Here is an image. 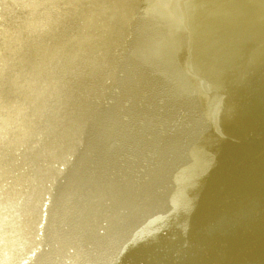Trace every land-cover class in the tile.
Listing matches in <instances>:
<instances>
[{
	"label": "bare ground",
	"instance_id": "6f19581e",
	"mask_svg": "<svg viewBox=\"0 0 264 264\" xmlns=\"http://www.w3.org/2000/svg\"><path fill=\"white\" fill-rule=\"evenodd\" d=\"M106 3L116 83L109 51L57 46L65 1L0 0V264H264V0ZM124 72L166 135L152 165L114 158L91 188L71 156L88 121L113 124L92 98Z\"/></svg>",
	"mask_w": 264,
	"mask_h": 264
},
{
	"label": "rangeland",
	"instance_id": "374dc122",
	"mask_svg": "<svg viewBox=\"0 0 264 264\" xmlns=\"http://www.w3.org/2000/svg\"><path fill=\"white\" fill-rule=\"evenodd\" d=\"M63 1H65L66 5L69 2L72 5V0H68L69 2L67 0ZM106 1L97 0L96 4L83 7L81 11L79 10L83 12L81 16H78L80 12L72 11L74 6L72 7L69 4L66 7L68 17H63L62 24L53 26L52 30L57 33L63 32L59 35L57 46L65 43L69 44V48L71 49L91 50L89 52L96 54H99L101 50L109 51L113 59L112 70H114L116 76L114 82L111 83H116L118 82L117 76L120 72L115 64L117 56L115 37L117 29L121 28L122 30V27L115 26V23L111 21L109 14V4L111 2L107 4ZM110 1L113 2V0ZM139 10H141L140 7ZM73 27L74 29L71 30ZM0 32H3L0 40L2 43L5 42V46L3 45L0 50L1 60L6 51H8V45L12 43H9V36L6 33L4 34L5 30L1 26ZM52 48L50 47V51ZM118 84L117 88L110 94L106 93L105 96L101 94L98 98H92L94 103L95 101H102L107 105L108 111L112 113V118H114L113 124H103L105 128L100 131L97 130L99 127H94L92 132L87 131L89 130L88 125L91 122L88 121L83 134H80L76 152L71 156L70 161L72 162L73 176L80 178L81 183L91 188L102 186L101 175L99 173H104L105 170H108L114 158L119 159L122 164H127V166H134L137 163L146 164L147 162H150V165H152L153 157L157 154L159 155L166 135L167 122L169 121L165 119L164 115L167 108L161 106L154 99L155 96L151 88L144 82L142 84L138 83L135 75L125 72ZM133 91H136L135 95L132 94ZM260 109L264 111L261 106ZM239 141L249 143V138H242ZM240 145L233 148L236 157L243 156L247 152L243 150L238 151ZM59 168L62 169V165H59ZM139 170L137 174L144 169L140 166ZM46 198L47 194L44 197L42 213H45L44 209L48 204ZM42 221L44 222L43 219ZM41 234L42 231L38 230V235ZM41 244H44V242H41ZM29 255L32 256L31 253ZM116 261L117 259L114 260V262Z\"/></svg>",
	"mask_w": 264,
	"mask_h": 264
}]
</instances>
